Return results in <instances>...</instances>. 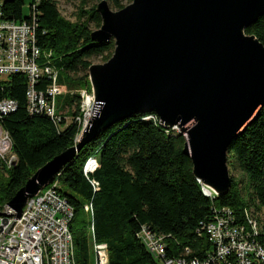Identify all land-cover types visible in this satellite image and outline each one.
Instances as JSON below:
<instances>
[{
  "label": "trees",
  "instance_id": "obj_1",
  "mask_svg": "<svg viewBox=\"0 0 264 264\" xmlns=\"http://www.w3.org/2000/svg\"><path fill=\"white\" fill-rule=\"evenodd\" d=\"M102 1L82 0L75 22L62 16L53 0H32L29 18L23 13L26 0L3 1L4 19L35 21L38 46L53 54L49 65L66 94L59 98V120L54 121L46 115L30 114L26 76L15 75L2 83L0 99L14 100L17 109L0 118L15 157L13 162L0 157V211L39 169L78 144V119L84 117L80 92L92 93L89 70L93 60L107 62L115 51L113 40H92V33L102 25L96 5ZM106 1L118 11L133 2ZM246 33L264 45V15ZM50 83L44 75L36 89L45 90ZM186 144L184 134L161 126L155 114H139L101 134L57 175V191L74 210L70 230L77 264H95L91 227L94 239L108 245L110 264H158L139 239L143 227L167 238V257L203 261L213 246L202 226L211 220L214 209L231 208L242 224L244 212L250 210L261 224L264 109L230 148L232 188L226 196L212 200L203 193L192 160L184 153ZM91 158L97 159L99 167L87 177L84 168ZM234 173L246 179L243 187ZM92 180L99 183L98 191ZM88 205L92 213L85 210ZM258 240L264 245V228Z\"/></svg>",
  "mask_w": 264,
  "mask_h": 264
},
{
  "label": "water",
  "instance_id": "obj_2",
  "mask_svg": "<svg viewBox=\"0 0 264 264\" xmlns=\"http://www.w3.org/2000/svg\"><path fill=\"white\" fill-rule=\"evenodd\" d=\"M97 13L92 40H113L115 51L90 67L92 116L78 144L39 169L7 207L21 218L77 154L139 114L178 128L195 178L226 196L230 148L264 109V45L246 33L264 15V0H133L119 11L104 0Z\"/></svg>",
  "mask_w": 264,
  "mask_h": 264
},
{
  "label": "built area",
  "instance_id": "obj_3",
  "mask_svg": "<svg viewBox=\"0 0 264 264\" xmlns=\"http://www.w3.org/2000/svg\"><path fill=\"white\" fill-rule=\"evenodd\" d=\"M3 6L4 2L0 0V90L2 83L12 76H26L30 114L46 115L57 121L58 101L66 90L58 83L57 72L49 65L53 54L39 48L35 21L6 20ZM44 75L50 78L51 83L47 89L37 90L38 82ZM80 94L83 112L86 107L93 109L92 93L81 91ZM16 109L14 100L0 99V118ZM89 115L90 112L84 114L83 119H78L81 133L77 142ZM160 124L165 127L161 121ZM8 153H12V142L8 133L0 127V157L4 159ZM14 160L13 156L11 161ZM98 167L96 158L89 159L84 168L85 175L89 177ZM55 180L28 202L21 218H17L7 206L0 211V264H77L75 241L70 230L74 210L58 193L59 182ZM91 184L94 190H99L98 182L92 180ZM203 193L212 200L218 197L204 186ZM85 210L92 213L89 205ZM238 222L231 208L213 210L211 220L202 226L213 252L203 261L167 257V238L154 234L147 227L142 228L139 239L158 264H264V245L258 240L262 234L260 222L250 210L244 212L245 223ZM90 231L95 264H110L108 245L94 239L93 227Z\"/></svg>",
  "mask_w": 264,
  "mask_h": 264
},
{
  "label": "rangeland",
  "instance_id": "obj_4",
  "mask_svg": "<svg viewBox=\"0 0 264 264\" xmlns=\"http://www.w3.org/2000/svg\"><path fill=\"white\" fill-rule=\"evenodd\" d=\"M1 1H5V0H1ZM57 3L58 8L62 14V16H64L66 19L75 22L77 20V14L79 13L80 8L82 7V0H53ZM31 3L32 0H26L25 6H24V17L29 18L31 15ZM99 3H96V5H98ZM130 5V4H128ZM91 5H89L88 8H90ZM113 10V9H112ZM113 11H118V10H113ZM94 65H100V64H104L106 62H104L102 59H95L93 60ZM63 99V98H62ZM92 108L90 107H86L85 108V112L84 114L90 112V114L92 115L91 112ZM64 114L67 113V111L63 112ZM89 117V116H88ZM176 131L179 132V129H177ZM8 158H12L13 154L12 153H8L7 156ZM230 175L232 176L233 174L230 171ZM234 176L236 178V180H240L241 183V187H243L247 181L246 179L242 176V175H238L236 173H234ZM260 219H261V227L262 229L264 228V212L260 213Z\"/></svg>",
  "mask_w": 264,
  "mask_h": 264
},
{
  "label": "bare ground",
  "instance_id": "obj_5",
  "mask_svg": "<svg viewBox=\"0 0 264 264\" xmlns=\"http://www.w3.org/2000/svg\"><path fill=\"white\" fill-rule=\"evenodd\" d=\"M91 116H92V115L90 114V115H89V117H88V119H90V118H91Z\"/></svg>",
  "mask_w": 264,
  "mask_h": 264
}]
</instances>
